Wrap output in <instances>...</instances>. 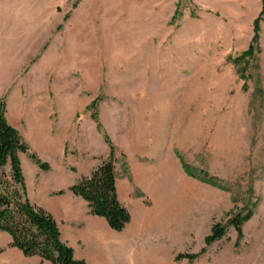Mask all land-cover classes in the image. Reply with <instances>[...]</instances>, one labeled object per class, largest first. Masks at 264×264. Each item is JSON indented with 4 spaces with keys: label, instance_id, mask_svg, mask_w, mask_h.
<instances>
[{
    "label": "rangeland",
    "instance_id": "obj_1",
    "mask_svg": "<svg viewBox=\"0 0 264 264\" xmlns=\"http://www.w3.org/2000/svg\"><path fill=\"white\" fill-rule=\"evenodd\" d=\"M0 100L27 196L78 259L79 232L111 228L69 188L109 139L132 214L119 264H264V0H0Z\"/></svg>",
    "mask_w": 264,
    "mask_h": 264
},
{
    "label": "trees",
    "instance_id": "obj_2",
    "mask_svg": "<svg viewBox=\"0 0 264 264\" xmlns=\"http://www.w3.org/2000/svg\"><path fill=\"white\" fill-rule=\"evenodd\" d=\"M107 141L109 156L88 175L79 178L69 190L88 204L92 215L103 217L112 230L123 232L130 224L132 214L120 199L115 147L109 139ZM28 150L18 129L9 123L6 104L0 100V232L10 235L9 246L20 250L24 256H38L52 264H85V260L75 257L74 248L63 239L60 223L54 215L28 198L20 155ZM32 157L43 169H48V165L36 156ZM64 192L59 191L60 194ZM249 218V214L232 217L231 223L239 235ZM225 234L221 225H216L209 241L221 239ZM2 252L0 250V254ZM197 257L198 254L181 253L177 259L194 260Z\"/></svg>",
    "mask_w": 264,
    "mask_h": 264
},
{
    "label": "crops",
    "instance_id": "obj_3",
    "mask_svg": "<svg viewBox=\"0 0 264 264\" xmlns=\"http://www.w3.org/2000/svg\"><path fill=\"white\" fill-rule=\"evenodd\" d=\"M118 191L120 196V187L118 183ZM96 218H100L101 220H105L103 217L97 216ZM110 227V226H109ZM123 232H117L111 229H108L106 226H103V228H96L92 227L88 229V231L79 232L80 237L83 239V243L86 245L85 247V256L83 258L86 260L85 264H91L93 261V255H91L90 250L97 245L98 249L101 250L98 253V257L103 261L101 263L106 262V259H108L109 264H119L120 261V250L126 247V245H121L123 241ZM0 234L3 236V241L1 242V249H3V252L0 254V264H12V257H14L15 252L13 254L12 251H10L13 247L10 248V242L11 237L5 232H0ZM75 245V244H72ZM103 247V249H101ZM17 249V248H13ZM122 249V250H123ZM18 250V249H17ZM75 250V249H74ZM20 251V250H18ZM18 253V252H17ZM75 257L77 258L76 252ZM78 259V258H77ZM82 259V257L80 258Z\"/></svg>",
    "mask_w": 264,
    "mask_h": 264
},
{
    "label": "bare ground",
    "instance_id": "obj_4",
    "mask_svg": "<svg viewBox=\"0 0 264 264\" xmlns=\"http://www.w3.org/2000/svg\"><path fill=\"white\" fill-rule=\"evenodd\" d=\"M12 261H13V263L12 264H16V263H22L23 262V260H22V257H21V254L20 253H17V252H15V255H14V257H12Z\"/></svg>",
    "mask_w": 264,
    "mask_h": 264
}]
</instances>
